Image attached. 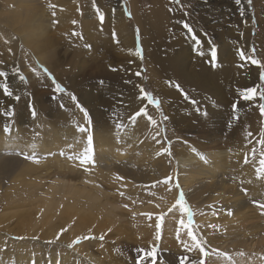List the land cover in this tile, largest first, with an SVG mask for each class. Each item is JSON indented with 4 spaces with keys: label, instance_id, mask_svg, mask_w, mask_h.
Wrapping results in <instances>:
<instances>
[{
    "label": "rangeland",
    "instance_id": "obj_1",
    "mask_svg": "<svg viewBox=\"0 0 264 264\" xmlns=\"http://www.w3.org/2000/svg\"><path fill=\"white\" fill-rule=\"evenodd\" d=\"M154 1L0 0V217L15 216L0 220V264H178L180 256L190 264L200 254L187 250L189 230L232 258L214 256L210 264H264V0L255 13L254 0H163L156 37L147 17ZM238 50L259 64L241 60ZM53 77L89 109L90 125L55 93ZM252 86L256 99L242 101L238 93ZM141 87L151 100L138 98ZM145 106L157 124L142 116L133 125L129 115ZM116 123L126 126L117 131ZM80 126L94 135V154ZM165 147L171 155H158ZM175 158L189 161L180 166ZM181 191L193 225L187 212L180 224L184 212L174 205Z\"/></svg>",
    "mask_w": 264,
    "mask_h": 264
},
{
    "label": "snow or ice",
    "instance_id": "obj_2",
    "mask_svg": "<svg viewBox=\"0 0 264 264\" xmlns=\"http://www.w3.org/2000/svg\"><path fill=\"white\" fill-rule=\"evenodd\" d=\"M180 2L181 0H170V3H174V4H177V5H180ZM206 2V0H205ZM241 0H235V3L236 4H240ZM251 2V0H249V3ZM93 3H95V0H93ZM183 7V6H181ZM176 9H172L170 8L169 11L172 12V11H175ZM115 11V10H113ZM127 15H131L130 13H126ZM53 15H55V13H53ZM185 15H187V13L185 12ZM99 19L101 22H103L104 20V15L102 13H99ZM53 23H57V21H53ZM73 23H76L75 21H73ZM179 23L182 25V27L187 30V33L193 38V42L195 44H198V45H202L203 44V41L199 40L198 38L195 37V34H194V30L193 28L191 27V25L187 22V21H179ZM138 31V30H137ZM79 35V34H77ZM115 35V34H114ZM205 36H207V34L205 33L204 34ZM242 35V34H241ZM209 39V48H210V56H211V59L209 60V63L210 64H214L217 60V49L216 47L212 46L211 45V38H208ZM86 47H91V45H86ZM239 51V56L241 58V60H250L251 64L253 65H256V64H259V61L257 59H255L254 57H246V54L243 50H238ZM113 71H115L116 69H112ZM47 70L45 69V72ZM137 76H140L141 75V72H137L136 73ZM21 80H26V77H20ZM53 79V82H54V89H55V93H58V94H64L66 95L71 101L72 103L74 104L75 106V109H78L80 113L83 114V118L86 122V124H91L92 123V120H91V114H90V111L87 107H85L78 99V97L73 93V92H69L64 86H62L59 82H55V77L52 78ZM260 79L262 81H264V73H261L260 75ZM171 83V82H169ZM175 87L177 88V90H179L182 95L184 96L185 99H189L188 97V93L184 92L183 89L180 88V86L177 84L175 85ZM3 91L9 96L11 97L13 95V93L11 91H8L7 88L3 89ZM140 92H141V96L138 97L139 99H141L142 101L144 100H151L152 99V96H151V93H145L144 89L141 87L140 88ZM257 94H258V88L256 86H252V87H247L245 89H243L242 91H240L238 93V96L240 97V99L242 101H246V102H253L256 97H257ZM54 98L56 99H61V97L59 95H55ZM15 99L18 101L20 99L19 96H16ZM259 99L262 101L260 104H259V109H260V112L262 115H264V91H260L259 92ZM154 103H156V106L159 108V102L158 101H153ZM237 102H234L232 104V111L233 113L236 112L237 110ZM191 103L193 105L196 104V101L195 100H192ZM59 107L61 109H64L65 105L63 102L59 103ZM197 111H199V109H197ZM11 114L14 115V110H11ZM32 116L35 118L36 116V112L35 110L33 109L32 110ZM162 116H163V119L166 121L168 120V117L166 115L163 114V112L160 113ZM203 115L207 116V112H204ZM147 117L148 119V122L150 125H156L157 122L156 120H154L149 114H148V110H147V107H140L138 111L136 112H133L129 115L128 119L132 122L133 125H135L137 119L139 117ZM235 119H238V117H233ZM126 125L122 124V123H116L115 124V129L117 131L121 130L122 128H124ZM229 126H231V124H229ZM78 131L80 133H84V134H87V144H88V152L89 153H92L94 154V149H95V142H94V135L92 134V132L89 131V128L88 127H84V126H80L78 127ZM164 129L161 127V128H158L157 132H156V136L153 137L154 140H156V143L159 144L161 143L160 140H157L156 137L160 135L161 132H163ZM4 132L7 133V134H10L11 133V129L8 128V127H5L4 128ZM252 133L249 132L248 133V136H251ZM261 135L264 136V131L261 132ZM259 143L261 144H264V139L258 141ZM169 145H170V142H168ZM193 151L195 152L196 150L193 149ZM254 149H253V153H254ZM163 153H167L169 155H171L170 151H169V148L168 147H165L163 148L162 152L161 153H158V155L160 154H163ZM262 155V158L260 159L259 161V164H260V168L258 169V171L262 174H264V153L261 154ZM28 157L26 156L25 159H27ZM245 163H248L249 160H248V157L245 156V160H244ZM258 178H264V175H261V176H258ZM170 178H165V180L163 181V183L167 184L169 182ZM176 187L179 188L180 185L177 181L176 183ZM243 191H247L246 189H242ZM185 200H186V197L184 195V193L181 191L180 192V195H179V198L178 200L176 201V204L174 205V207L180 209V210H183L184 212H187V215L189 217V225H193L194 222L192 220V217H193V212L185 207ZM253 203H258L257 201H253ZM258 206L264 210V204H258ZM127 207V206H125ZM211 207V206H209ZM171 211V210H170ZM231 214V213H229ZM264 214V213H262ZM180 224L183 226L184 225V221L181 220L180 221ZM157 227L159 228V224H157ZM211 227V225H210ZM62 232L65 231V230H61ZM188 236L191 237L193 243L191 245L190 248H188L187 250L188 251H192V250H197L200 254V258L197 260V259H191L190 260V264H210V261L212 260V258L214 256H224L226 259L228 260H231V256L229 253L227 252H224V253H221L218 249H211L209 250V248L206 246V242L204 240H198V238L193 234L192 231H188ZM83 239L85 240H89V239H94V237H88V236H85L83 237ZM101 240L104 239L103 236L100 237ZM157 239H159V235H157ZM80 240L79 238L77 239L76 243H79ZM142 251V250H141ZM155 252H156V249L153 247L151 251L147 252L146 255L148 257H154L155 256ZM239 255H244V253H239ZM189 257L187 256H180L177 258L178 260V264H186V261H189ZM262 260H264V256L261 257Z\"/></svg>",
    "mask_w": 264,
    "mask_h": 264
},
{
    "label": "bare ground",
    "instance_id": "obj_3",
    "mask_svg": "<svg viewBox=\"0 0 264 264\" xmlns=\"http://www.w3.org/2000/svg\"><path fill=\"white\" fill-rule=\"evenodd\" d=\"M166 2L165 1H157V0H155L154 1V4H153V6H152V8L150 9V11L148 12V14H147V17L151 20V28H152V34H153V36L154 37H156V36H158L159 35V33H158V31H155L156 29H155V17H156V15H158V13L159 12H161V9H163V8H165L164 6H167L166 4H165ZM163 11V10H162ZM139 12V11H138ZM137 11H135V14H133V17H134V19L137 21V23H138V25L140 26H142V28H143V25H142V18L144 17L143 15L141 16L139 13H138ZM147 13V12H146ZM150 26V25H149ZM155 29V30H154ZM155 47V58H156V60H158L159 61V59H160V57H159V54H160V52H159V49H158V47H156V46H154ZM153 47V48H154ZM159 63V62H158ZM136 104V103H135ZM106 134V133H105ZM108 134V133H107ZM107 136V135H106ZM117 136V135H116ZM121 136V135H120ZM103 136H101L100 138H102ZM118 137V136H117ZM122 137V136H121ZM115 139V138H114ZM102 141H103V139H101ZM108 140V139H107ZM117 140V139H116ZM74 141V140H73ZM97 142V141H96ZM103 142H105V141H103ZM102 142V143H103ZM111 142V141H110ZM101 143V144H102ZM106 144V143H105ZM8 146V145H7ZM2 148H4V147H2ZM1 148V149H2ZM8 148V147H7ZM99 148V147H98ZM101 149V148H100ZM99 149V150H100ZM5 150V149H4ZM49 150V149H48ZM2 151V150H1ZM105 151V150H104ZM82 153H83V151H82ZM85 153V152H84ZM208 153V152H207ZM214 153V152H213ZM212 153V154H213ZM216 153V152H215ZM217 154V153H216ZM207 155V154H206ZM205 155V156H206ZM209 155V154H208ZM97 156V155H96ZM210 156V155H209ZM7 157V156H6ZM184 158H186V157H184ZM208 158V157H207ZM212 158H213V156H212ZM176 160H178V164L180 165V166H182V164H186V163H188V161L189 160H181L180 158H175ZM8 162V161H7ZM7 162H6V160H3L2 161V163H4L5 164V166H3V165H1L2 166V169H4V168H8L10 165H7ZM30 162V161H29ZM55 162V161H54ZM33 165H34V163H33ZM57 165V164H56ZM27 166V165H26ZM61 166V165H60ZM63 166V165H62ZM61 166V167H62ZM66 166H68V165H65V167ZM99 166H100V163H99ZM35 167V166H34ZM59 167V166H58ZM102 167V166H101ZM1 168V167H0ZM64 168V167H63ZM69 168V167H68ZM67 169V168H66ZM100 170V169H99ZM33 171V170H32ZM105 171V170H104ZM103 171V172H104ZM181 172H183V169H181ZM94 173H96V172H94ZM101 175V174H100ZM106 175H108V174H106ZM103 176V175H102ZM63 184V183H62ZM58 185V184H57ZM59 185H61L60 183H59ZM184 185V187L185 188H187V184L186 183H184L183 184ZM66 186L67 185H64V187L66 188ZM80 191H82V189H79ZM79 190H76L75 192H77V191H79ZM61 193V192H60ZM85 197H86V195H85ZM2 198H4V197H2ZM7 198V197H6ZM87 198H89V197H87ZM175 198V197H174ZM232 198V197H231ZM48 202V200L46 199V202H45V204ZM182 212V211H181ZM184 212V211H183ZM175 216V215H174ZM18 217V216H17ZM13 218H15V216H14V214H12V215H10V216H2V217H0V220H2V221H4V220H6V221H9V220H11V219H13ZM183 221L185 222V212H184V214H183ZM92 229V228H91ZM89 233H92V234H94L93 233V231L92 230H90L89 231ZM86 234V233H85ZM84 235V234H83ZM8 237H10V236H8ZM11 238V237H10ZM75 239V238H74ZM74 239H72L71 241H73ZM3 242H5V240H3ZM87 241H85V244H88V243H86ZM7 243H13V240H11V239H7V241H6V244ZM83 246V245H82ZM91 246V245H90ZM77 247H79L80 248V245L79 246H77ZM88 247V246H87ZM87 247H83L82 249H87ZM78 248V249H79ZM92 248V247H91ZM89 249V248H88ZM90 250V249H89ZM89 250H86V252H85V254H87V255H90L91 254V252L89 251ZM91 251H92V249H91ZM15 254V253H14ZM17 254V253H16ZM56 255V254H55ZM82 258V257H81ZM84 258V257H83ZM91 258V257H90ZM94 258V257H93ZM89 260V259H88ZM62 262V261H61ZM64 262V261H63ZM86 262V261H85ZM94 263V262H93ZM92 263V264H93ZM96 263V262H95ZM26 264H27V262H26ZM63 264H66L65 262L63 263Z\"/></svg>",
    "mask_w": 264,
    "mask_h": 264
},
{
    "label": "crops",
    "instance_id": "obj_4",
    "mask_svg": "<svg viewBox=\"0 0 264 264\" xmlns=\"http://www.w3.org/2000/svg\"><path fill=\"white\" fill-rule=\"evenodd\" d=\"M254 2H255V5L253 6V7H251V12H256L257 11V9H256V7H257V4L259 3V1L258 0H254Z\"/></svg>",
    "mask_w": 264,
    "mask_h": 264
}]
</instances>
